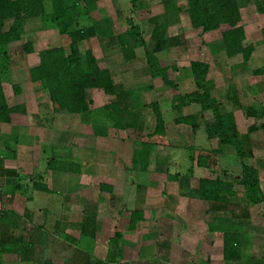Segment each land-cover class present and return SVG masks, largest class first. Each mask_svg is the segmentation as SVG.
<instances>
[{
    "label": "rangeland",
    "instance_id": "374dc122",
    "mask_svg": "<svg viewBox=\"0 0 264 264\" xmlns=\"http://www.w3.org/2000/svg\"><path fill=\"white\" fill-rule=\"evenodd\" d=\"M94 1L86 6L81 0H44L43 14L29 19L22 39L8 46L10 77L3 92L8 107L22 110L12 123H0V230L7 227L15 241L33 248L28 258L3 253L1 264H235L224 260L226 232L240 238L242 259L236 264H264V199L249 205L239 183L246 166L264 197V75L257 74L264 69V0H235L243 44L253 47L249 61L242 54L226 55L222 32L227 27L194 28L186 0ZM55 4L67 8L73 26L95 28L97 36L78 43V52L83 58L91 52L100 70L118 78L121 95L137 92L135 120L124 114L125 119L112 121L116 128L107 116L114 102L124 112L132 96L118 100L90 88L87 112L70 113L55 107L48 92L31 81L40 53L71 51L69 36L48 23L52 17L45 24ZM135 29L143 45L130 52L120 37ZM146 51L161 67L177 68L169 71L175 89L151 77ZM194 62L207 65L204 86L211 100L222 115H233L239 134L251 141L252 157L243 162L231 148L220 151L216 137L208 138L212 111L199 104L174 107L179 97L202 93L191 76ZM154 103L165 133L151 137ZM186 118L188 123L178 122ZM181 124L189 126L174 128ZM144 143H152L154 152L141 170L131 157ZM201 180L233 184L237 199L230 206L202 201L197 198Z\"/></svg>",
    "mask_w": 264,
    "mask_h": 264
},
{
    "label": "trees",
    "instance_id": "16d2710c",
    "mask_svg": "<svg viewBox=\"0 0 264 264\" xmlns=\"http://www.w3.org/2000/svg\"><path fill=\"white\" fill-rule=\"evenodd\" d=\"M81 1L86 6L95 2L94 0ZM186 1L188 2L187 14L194 28H201L203 32H210L227 27V30L222 32L226 55L234 57L242 54L244 60L249 61L253 47H245L243 44L244 30L240 25L241 18L235 0ZM44 7V0H0V123H11V115L22 110L18 107H8L3 92L2 84L8 81L10 77V67L7 61L8 46L22 39L25 34L26 22L29 19L40 16L41 13L43 14ZM54 7V13L47 15L45 24L47 25L48 18L52 17L48 23H54L52 25L60 27L61 35L69 36L71 51L67 54L61 48H54L40 53V65L30 70L31 81L34 84L39 83L41 89L48 92L50 100L55 107L65 109L70 113L84 114L87 112L86 90L90 88L103 89L107 95L116 97L118 100L132 96V105L128 108L126 107L124 112L120 108L119 102H114L107 107V116L111 123L115 118L117 120L120 119V121L122 118L125 119L124 114L129 116L128 118L135 120L136 114L132 107L133 101L136 100L135 96L138 95L137 92L132 91L121 95L120 91L123 85L119 79L111 76L106 70H100L91 52H87L84 58L78 52V43L97 36L95 28L92 26L82 28L78 27V25H75L76 27L73 26L75 19L67 15V8L58 4H55ZM6 24L10 25L5 31L4 27ZM120 39L124 44L123 47L128 45L129 48H127L130 52L134 45H143V41L140 39L139 32L136 29L133 34L124 35ZM128 55L127 59H132L133 54L129 53ZM146 59L151 77L160 78L165 86L175 89V82L170 79L169 71L174 72L177 68L175 66L170 68L161 67L157 57L149 51H146ZM190 71L196 85L202 89V93L196 91L179 97L174 107L180 109V107L185 105L199 104L203 111H212L215 121L213 125H208L206 128L208 138L216 137L218 139L219 145L222 147L219 148L220 151H223V147L231 148L240 162H243L247 157H252L253 147L249 137L239 134L232 114L222 115L220 113L218 106L211 100L209 91L204 86L208 72L207 65L194 62ZM257 74L264 75V69ZM17 93L18 91H15V94ZM150 107L154 111L156 119L155 131L151 134V137L162 135L165 133V126L159 106L154 103ZM178 122L188 123L189 120L186 118L178 120ZM112 124L116 128L120 127L116 123ZM193 127L197 128V125ZM261 128L264 129V125ZM97 134L105 136L100 131ZM153 146L152 143H144L139 150H135L133 161L136 165L141 164V170L147 168ZM204 161L201 163L199 160L198 164L200 167L205 165ZM239 183L245 189V197L249 205H258L263 201L264 197L259 181L246 166H244V177ZM44 188L40 189L45 190ZM102 188L112 189V187L107 185H102ZM197 196L202 201L212 203V206L214 204L230 206L232 203L231 199H237V194L233 191V184L220 180H201L197 189ZM134 215H141V213H133L132 216ZM131 222L132 226H134L136 220L132 218ZM3 226L5 227V225ZM5 228V230H0V255L9 252L22 253L24 258H28L26 257V252L29 248L31 250L33 245L30 243L24 246L26 242L21 239L15 241L7 227ZM119 236L117 234V237ZM223 238L224 260L235 264L239 263L242 259L239 235L237 232H226Z\"/></svg>",
    "mask_w": 264,
    "mask_h": 264
},
{
    "label": "crops",
    "instance_id": "0c3cea01",
    "mask_svg": "<svg viewBox=\"0 0 264 264\" xmlns=\"http://www.w3.org/2000/svg\"><path fill=\"white\" fill-rule=\"evenodd\" d=\"M135 74H136V75L134 76V78H135V79H138V78H137V72H136ZM22 91H23V92H22ZM22 91H21V92H22L21 94L19 93V94L17 95L18 97H21V98H22L23 95L26 94V92H24V90H22ZM151 92H152V91H148V92H145L144 94H145V95H148V94H150ZM185 94H186V93H185ZM14 117H15L14 114H12V115H11V123H12V121H14ZM163 121H164V120H163ZM164 125H165V122H164ZM187 126H189V125L181 124V125H179V126H176V125H175L174 128H177L178 131H182V130H183L182 128H183V127H187ZM137 127H138V128H141L140 125H138ZM153 149H154V148H153ZM152 152H154V151L152 150L150 155H152ZM150 157H151V156H150ZM131 159L133 160V156L131 157ZM150 159H151V158H150ZM111 185H112V184H111ZM111 185H108V186L112 187ZM161 197H163V196H161ZM196 200H197V199L193 198V199H192V204H193L194 201H196ZM198 201H199V200H198Z\"/></svg>",
    "mask_w": 264,
    "mask_h": 264
}]
</instances>
